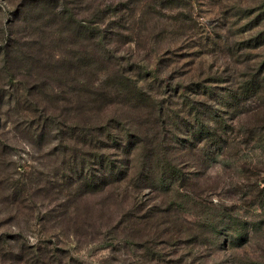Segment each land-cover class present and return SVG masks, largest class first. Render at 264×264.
<instances>
[{
    "label": "rangeland",
    "instance_id": "obj_1",
    "mask_svg": "<svg viewBox=\"0 0 264 264\" xmlns=\"http://www.w3.org/2000/svg\"><path fill=\"white\" fill-rule=\"evenodd\" d=\"M239 2L0 0V264H179L180 260L181 264H264V229H250L249 240L239 247L227 246L231 237L223 234L212 246L187 242L193 236L190 229L178 241L168 233L191 228L187 220L202 226L199 222L214 205L236 208L240 195L233 193L242 175L238 167H259L264 177V146L259 143L240 146V155L226 161L220 155L204 179L184 172L174 196L157 183L131 192L126 188L131 179L95 191L76 188L71 196L61 192L66 185L61 169L67 158L61 147L72 141L70 128L74 127V142L77 136L83 139L84 131L103 139L108 124L116 133L119 128L130 131L132 143L139 147V170L150 149L148 135L165 137L160 159L174 161L168 141L174 138V147L176 141L186 140L191 124L197 131L201 121L189 115L192 100L199 102L201 113L233 118L232 110L220 104L222 93H236L251 65H264V47L246 44L245 51L238 50L240 43L251 39L255 43L263 31L261 26L246 30V5ZM115 8L121 9L116 16L123 22L112 29ZM101 11L108 13L105 21L99 18ZM97 19L106 46H94L89 34L74 31V22ZM117 62H123L120 72L115 70ZM167 82L169 90L177 84L190 85V98L181 100L172 90L173 99L163 96L169 91ZM149 95L165 107L182 109L178 115L186 116L188 131L184 125L182 130L163 127ZM248 103L245 110L258 102ZM78 147L90 151L88 145ZM198 148L187 157L196 161ZM204 155L199 153L197 159ZM185 161L190 160L180 156L175 164ZM188 165L183 167L187 173L196 171L192 163ZM212 187L216 189L209 191ZM194 189L202 197L192 195ZM174 197L178 211L170 214L167 209ZM201 211L203 218L197 216ZM148 214L152 216L147 218ZM175 214L180 215L177 222ZM243 214L251 221L264 213L250 208Z\"/></svg>",
    "mask_w": 264,
    "mask_h": 264
},
{
    "label": "trees",
    "instance_id": "obj_2",
    "mask_svg": "<svg viewBox=\"0 0 264 264\" xmlns=\"http://www.w3.org/2000/svg\"><path fill=\"white\" fill-rule=\"evenodd\" d=\"M230 1L235 2V0ZM239 3V5H246V18L249 19L248 23H246V30H252L261 26L263 27V31L255 37V43H252V39V41L250 40L245 44L240 43L241 45L238 47V50L245 51L248 44H256L257 48L264 47V0H240ZM112 8L113 6H111L110 12H112ZM119 8L121 7L119 6ZM119 8L114 9L115 16H113V21L110 22L112 24V29L113 26L119 28L122 25V19L116 16L117 12L121 10ZM105 14L107 15L108 13L101 11L102 16L99 18H102L103 21H105ZM100 19L90 20L85 23L84 21L74 22V31L79 34L82 32L87 35L89 34L91 39H95L93 42L94 46H106L105 41L102 39H105L106 35L103 31V27L99 26ZM225 46L230 47L226 44ZM105 54L106 53H103L102 55L105 56ZM107 56L109 58L108 61L112 62L113 57H110L108 53ZM101 60L104 61L103 59ZM88 62L89 66L90 61ZM114 64L116 65V68L114 67L115 70L120 72L118 70V65L123 64V62H117ZM251 67L252 69L250 68L249 74H247L248 78H246V81H241L240 86L237 88L240 89L239 91L236 93H234L235 91H228L221 95L222 99L220 104L226 106L229 109L228 112L232 110V119H226L227 117L223 115L217 117L213 112L208 111L201 113V108L198 107L199 102H196L195 100L191 101L194 106H191L192 109H190L189 115L194 116L196 120L201 121V123L199 125L197 124V131L194 130V124L189 123L193 128L190 132L185 133L188 136L187 139L183 140V142L176 141L174 147H172L174 138H172V141H168V145L171 149L170 154L172 151L175 162L168 159L167 161L160 159L161 153L159 151L164 149L163 140H166L165 137L157 138L155 137V134H151L145 138L146 146H150V149L145 153L146 157L143 159L142 169L137 170L136 156L139 147L136 148L138 145L132 143V133L130 131H125V129L119 128L118 130L120 133H116V128H113L108 124L105 127V130L107 131L103 139L99 138L93 131H84L81 135L83 139L80 140L77 136L74 142V127L70 128L71 131L69 132V135H71L70 139L72 141L67 142L66 145H62L61 147V152L67 157L64 161L65 166L61 169L62 179L64 180L63 185L66 184L61 189V192H64V194L69 193L71 196L72 191L76 188L83 187L90 191H95L104 187H114L117 183L121 184V181L123 182L131 179V182H129L130 185L126 186L127 190L129 189L131 192L139 191V187L143 184L151 187L153 186L152 183H157L160 188L174 196V193H178V190L176 191L174 188L176 187L175 185L177 182L183 179L186 174H188L189 177H195L196 180H199L201 177L204 179V176H207L209 169L214 165L213 162H216L220 155L224 157V160L226 161L229 158L240 155L242 152L240 146H250L253 143H259L264 146V77H262L264 65L262 68H258L254 65H251ZM164 86L165 85H161V91L164 90ZM166 86H168L167 90H169L168 88L171 85L167 82ZM201 88L202 87L199 88V91H204V94H206L204 96H207L208 93L205 89L202 90ZM140 89L145 90L143 85L140 86ZM171 90L181 100H188V98H190L188 97L189 91L192 89L190 85L177 84L174 88L172 87ZM171 90L163 93V96L173 99L174 94L170 93ZM149 97L152 98L154 102L153 105L155 104L154 106L159 113L158 118L161 120L163 127L171 125L176 126L178 130H182L184 125L185 131H188V121L184 122V117L186 116L178 115L182 114V109H173L170 105L165 107L164 103L159 102L161 100L154 95H149ZM170 102L168 104H170ZM247 102L251 103V105L258 102L256 104L257 107L245 110L248 106ZM244 103H246V105H244ZM260 103L262 104L260 105ZM232 108H234V111ZM90 134L92 135L89 137ZM189 137L194 140L196 139V144H202L204 148H198L194 141L188 139ZM105 139H107V141ZM78 145H88L90 151H84V148L82 149L78 147ZM197 148L199 150L198 154L194 155L196 156V158L194 157L196 161H193V156L191 159L190 157L188 158L187 152L193 151ZM233 150L234 153L231 154ZM165 151L168 153L167 148H165ZM202 152L205 153L204 157L200 158L199 156L197 159L199 153ZM180 156H184L190 161H185L183 165L179 164L180 166L176 165V160ZM154 162L156 163L154 164ZM188 162L189 164H193L192 167L196 171H190L187 173L183 169V167L186 168V165L187 167L189 166ZM238 169H240L242 175L240 174V180L235 183L236 191L233 193L240 195L237 199L238 206L236 208L234 206L232 208H227L224 203L214 205L213 208L206 211L205 219L199 222L202 226H198L199 224L196 223L198 222L197 220L195 222L187 220L193 224L191 228L184 227L182 229L179 227V230L174 229L168 231L169 234L171 233L170 239L172 241H178L180 237H182L184 233L186 235L187 230L190 229L193 236L187 239V242L189 243L200 241L205 244H208L206 242H210L212 245V241L214 242L215 240L219 242L221 236L226 235V237H231L225 242L227 246L239 247L249 240L248 236L250 229H264V214L260 220L252 219L251 221L247 219L249 217L246 214L241 215V212L244 211L245 213V211L250 208L261 210V212L264 213V177H262V169L255 166L253 167L254 170H252L249 165H241ZM215 189V187H212L208 190L214 191ZM195 191L196 189H194L191 194L202 197V192L195 193ZM229 191L230 187L227 192ZM174 198L175 200L170 201L171 207L167 209V212L170 214L178 211L175 207L176 197ZM191 202H194L193 205L196 208L200 206V203L197 200H191ZM151 216V214H148L146 217L150 218ZM178 216L180 215L175 214L173 220L177 222ZM197 216L203 218L204 214L201 211ZM241 216L243 218H241ZM168 222L172 223L169 219ZM175 223L172 224L174 225ZM175 227H178V225H175ZM199 227H203L201 233L197 232V229L200 230ZM205 227H207V229H205ZM162 236L166 238L165 235ZM233 263L238 264L236 261H233ZM179 264H181V260Z\"/></svg>",
    "mask_w": 264,
    "mask_h": 264
}]
</instances>
